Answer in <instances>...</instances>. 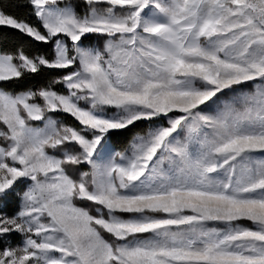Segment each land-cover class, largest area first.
I'll use <instances>...</instances> for the list:
<instances>
[{
    "label": "snow or ice",
    "instance_id": "1",
    "mask_svg": "<svg viewBox=\"0 0 264 264\" xmlns=\"http://www.w3.org/2000/svg\"><path fill=\"white\" fill-rule=\"evenodd\" d=\"M0 28L51 46H0V264H264V0H0Z\"/></svg>",
    "mask_w": 264,
    "mask_h": 264
},
{
    "label": "trees",
    "instance_id": "2",
    "mask_svg": "<svg viewBox=\"0 0 264 264\" xmlns=\"http://www.w3.org/2000/svg\"><path fill=\"white\" fill-rule=\"evenodd\" d=\"M15 2V0H13ZM9 11L13 12L15 15L20 17L27 16V9L25 8H16L10 7ZM33 22L34 19H33ZM0 46H3L10 50H15L17 47L22 46L25 51L31 53L35 51H50V45H43L38 44L36 42L30 41L29 38L21 36L19 33L15 32L14 30H10L7 28H0ZM39 81L43 82V78H37ZM33 82H26L28 86H31ZM59 87V86H58ZM71 120V118H69ZM127 137H115L114 138V148L117 151L122 150V147L125 145Z\"/></svg>",
    "mask_w": 264,
    "mask_h": 264
},
{
    "label": "rangeland",
    "instance_id": "3",
    "mask_svg": "<svg viewBox=\"0 0 264 264\" xmlns=\"http://www.w3.org/2000/svg\"><path fill=\"white\" fill-rule=\"evenodd\" d=\"M85 43H87V41Z\"/></svg>",
    "mask_w": 264,
    "mask_h": 264
}]
</instances>
